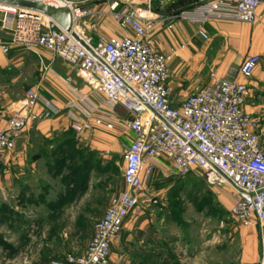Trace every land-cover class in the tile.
Masks as SVG:
<instances>
[{
  "label": "built area",
  "instance_id": "obj_1",
  "mask_svg": "<svg viewBox=\"0 0 264 264\" xmlns=\"http://www.w3.org/2000/svg\"><path fill=\"white\" fill-rule=\"evenodd\" d=\"M153 1L0 0V30L10 34L8 41L0 40L4 54L12 48L30 51L46 72L41 52L48 51L54 60L75 67L81 79L103 96L104 101L92 102L77 94L78 100L69 107L79 109L82 118L73 117L71 129L80 134L95 127L118 126L129 136L124 156L126 191L111 199L82 254H64L49 264H109L114 240L157 173L177 179L203 173L211 186L228 185L231 216L239 226L258 230L260 250L254 264H264V148L259 122L246 112L250 88L233 76L210 74L208 84L174 105L169 57L151 43L158 21L153 17ZM39 4L68 9L69 30L40 11ZM98 4L107 5L108 12L91 11ZM262 6L264 0H202L169 20L197 24L199 35L207 38L202 27L208 22L254 24ZM99 14H109L119 34L87 32L82 21ZM167 28L172 30L173 24ZM259 63V56H248L239 74L250 80ZM117 107L127 114L123 121L113 117ZM58 112L37 87L29 88L0 131V155L14 150L29 125Z\"/></svg>",
  "mask_w": 264,
  "mask_h": 264
},
{
  "label": "crops",
  "instance_id": "obj_2",
  "mask_svg": "<svg viewBox=\"0 0 264 264\" xmlns=\"http://www.w3.org/2000/svg\"><path fill=\"white\" fill-rule=\"evenodd\" d=\"M191 7L181 8L175 2L167 4L161 0L155 9L156 14H153L158 21L151 35L152 46L169 57L170 72L175 71L179 60L187 65V78L197 83L193 92L209 83L210 74L219 77L230 75L238 82L248 84L250 98L247 101L246 112L255 118L259 122L260 129L264 130V6L257 10V20L254 24L215 20L208 22L202 27L207 38L199 35L201 27L197 24L181 19L169 20L176 13ZM169 23L173 24L172 30L167 28ZM118 33L117 30H113V35ZM9 39L10 34L0 30V40L8 41ZM14 53L10 50L9 54H4L0 50V69L10 63L20 62L17 57H14ZM41 53L45 57L48 70L43 71L39 59L35 56L39 74L36 81L32 79L31 87H37L41 97L57 106L59 112L49 119L29 125L22 137L18 139L14 150L0 155V198L4 195L12 197L15 195L17 200L15 208L3 202L0 203V211L16 210L26 206L36 208L41 206L49 210L52 203L62 205L67 199V194L61 193L60 190L62 188L65 191L70 184V178L76 177L90 179L85 193L88 197L92 187L93 172L78 174L67 171L66 162L74 155L71 153L72 145L77 149L85 145L83 147H86L88 152L100 153L104 159L103 162L105 161V167H108L111 160L123 149L126 151L129 145V136L126 137L127 135L118 126L95 127L80 134L71 129L72 118L77 116L82 118V116L79 109H72L69 105L78 100L77 94L82 93L67 83L65 78H69L71 73L62 69L65 63L54 60L48 51L42 50ZM252 55L259 56L260 63L252 78L245 80L239 74V68L243 61ZM175 78L177 79L178 75ZM169 87L174 105H179L187 98L183 91H178L175 81L171 78ZM18 98L19 95L13 98L6 97L3 105L1 104V107L6 109H0V131L6 127L10 116L21 106L25 94L22 100ZM100 101H104L103 98ZM37 110L41 109L38 107ZM112 114L118 121H123L127 117L120 107L115 108ZM73 135L78 136L76 144L69 139ZM29 179L33 181L43 179L45 189L48 188V191L35 198L32 194L35 182L31 184L26 181ZM50 181L57 182L51 184ZM80 183H72L71 188L80 193L83 192L86 188L85 185L79 186ZM53 188L58 192L56 201L52 202L47 197ZM83 197L84 193L82 201ZM86 200L82 209L89 211L92 209V202L91 199ZM146 210V208L136 207L126 218L121 232L111 246L109 264H179L177 241L167 240L161 233L162 221L147 217ZM247 233L252 236V240L254 239V241L250 239L256 249V254L250 262L254 264L260 250L258 230L251 228Z\"/></svg>",
  "mask_w": 264,
  "mask_h": 264
},
{
  "label": "rangeland",
  "instance_id": "obj_3",
  "mask_svg": "<svg viewBox=\"0 0 264 264\" xmlns=\"http://www.w3.org/2000/svg\"><path fill=\"white\" fill-rule=\"evenodd\" d=\"M200 1L173 0L181 8L191 7ZM160 2L153 1L154 10ZM91 11L107 13L108 7L98 4ZM82 26L87 32L100 36H111L113 30L119 32L109 14L87 17L82 21ZM12 51L20 62L10 63L0 69V109L3 110L6 108L1 107V104L6 97L19 95L18 99L22 100L39 74L38 61L33 53L16 48H12ZM63 66L64 71L71 73V81L65 78L68 84L92 102L103 98L81 79L75 67L68 64ZM175 67L171 79L175 81L178 91H183L188 97L197 83L187 78V65L183 61L179 60ZM258 133L264 148V130L259 129ZM69 139L73 144L78 142L77 135ZM83 146L77 149L72 145L71 153L74 155L66 162V167L68 172L78 174L93 172L88 197L85 193L90 179L76 177L70 178L65 191L61 188V193L67 194L62 205L52 203L49 210L41 206H26L0 211V264H49L64 254L80 255L84 252L93 237L94 225L105 213L111 199L125 192L127 187L123 179L125 149L105 167L100 153L88 152ZM26 181L31 184L35 182L32 188L35 198L48 191L43 179ZM54 182L50 181L51 184ZM76 182L80 183L79 186L85 185L86 189L80 193L71 188V184ZM57 192V189H51L47 199L56 201ZM5 196L0 198V203L15 208V195ZM86 199L92 202L89 211L82 209ZM232 205L231 188L228 185L211 186L203 173H194L181 179L157 173L143 191L137 207L146 208L147 217L162 221L161 233L167 240L177 241L179 264H250L256 254L254 244L250 241L252 236L247 233L251 228H243L234 222L230 213ZM172 249L175 250L174 245Z\"/></svg>",
  "mask_w": 264,
  "mask_h": 264
},
{
  "label": "water",
  "instance_id": "obj_4",
  "mask_svg": "<svg viewBox=\"0 0 264 264\" xmlns=\"http://www.w3.org/2000/svg\"><path fill=\"white\" fill-rule=\"evenodd\" d=\"M38 9L49 15L63 29L69 30L71 23V15L68 9H58L44 4H39Z\"/></svg>",
  "mask_w": 264,
  "mask_h": 264
}]
</instances>
